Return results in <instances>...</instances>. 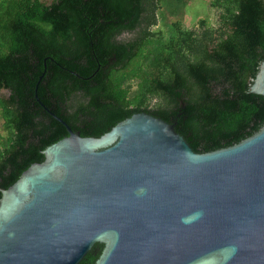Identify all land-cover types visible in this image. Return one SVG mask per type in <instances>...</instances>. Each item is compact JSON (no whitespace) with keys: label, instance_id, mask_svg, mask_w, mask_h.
<instances>
[{"label":"trees","instance_id":"16d2710c","mask_svg":"<svg viewBox=\"0 0 264 264\" xmlns=\"http://www.w3.org/2000/svg\"><path fill=\"white\" fill-rule=\"evenodd\" d=\"M190 1L0 0V189L67 136L52 115L98 138L147 113L196 153L259 130L264 96L249 88L264 61V0H209L215 23L187 28Z\"/></svg>","mask_w":264,"mask_h":264},{"label":"water","instance_id":"95a60500","mask_svg":"<svg viewBox=\"0 0 264 264\" xmlns=\"http://www.w3.org/2000/svg\"><path fill=\"white\" fill-rule=\"evenodd\" d=\"M52 116L67 136L0 189V264H79L96 243L94 264H264V124L196 153L147 113L98 138Z\"/></svg>","mask_w":264,"mask_h":264},{"label":"rangeland","instance_id":"374dc122","mask_svg":"<svg viewBox=\"0 0 264 264\" xmlns=\"http://www.w3.org/2000/svg\"><path fill=\"white\" fill-rule=\"evenodd\" d=\"M209 0H191L185 7V12L183 16L184 26L190 28L194 25L196 20L201 17H208L211 23H215L217 12L215 10H210L208 7ZM45 2H50V0H45ZM133 34L123 33L118 37L119 40L125 41L130 39ZM0 94H4L3 91ZM2 120L0 119V135L6 137V133L1 127Z\"/></svg>","mask_w":264,"mask_h":264}]
</instances>
